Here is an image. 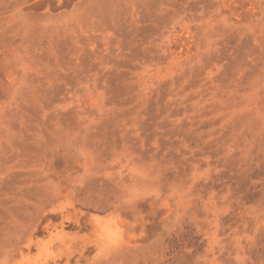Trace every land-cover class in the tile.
Instances as JSON below:
<instances>
[{
	"label": "rangeland",
	"instance_id": "rangeland-1",
	"mask_svg": "<svg viewBox=\"0 0 264 264\" xmlns=\"http://www.w3.org/2000/svg\"><path fill=\"white\" fill-rule=\"evenodd\" d=\"M0 264H264V0H0Z\"/></svg>",
	"mask_w": 264,
	"mask_h": 264
}]
</instances>
